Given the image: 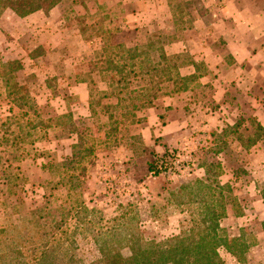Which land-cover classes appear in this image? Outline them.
Returning <instances> with one entry per match:
<instances>
[{"label":"rangeland","instance_id":"rangeland-1","mask_svg":"<svg viewBox=\"0 0 264 264\" xmlns=\"http://www.w3.org/2000/svg\"><path fill=\"white\" fill-rule=\"evenodd\" d=\"M119 1L65 0L48 2L26 18L10 10L0 14V202L5 204L0 225L12 222L19 231L38 224L45 234L63 218L71 235L64 246L76 248L87 264H103L91 239L96 234L104 240L118 234L122 243L138 232L156 241L178 234L198 208L193 195L188 201V191L180 189L189 185L193 192L195 179L216 180L224 186L222 199L216 184L209 194L207 188L194 193L218 210L224 205L221 230L245 264H264V132L256 117L241 98L238 107L226 108L193 101L197 105L185 106L181 116L164 107L176 89H191L186 98L178 96L186 103L200 98L199 80L179 78L178 69L187 76L196 61L199 75L207 70L200 49L205 36L185 30L196 12H208L209 0H166L182 13L164 14L150 28L132 33L119 19L125 10H141V2L124 8L122 0L110 14L109 5ZM221 3L214 0L212 6ZM92 24L94 32L82 36L81 28ZM90 34L98 37L89 41ZM158 38L154 51L161 47L166 61L155 74L172 72L174 83L159 85L151 78L161 52L129 59L132 54L113 49ZM102 40L110 42L111 65ZM198 53L202 59H194ZM152 95L157 98L149 105ZM258 98L264 102V95ZM168 117L185 121L180 130L166 127L172 137L163 141L158 135ZM28 119L43 125L30 129ZM163 156L170 159L168 169L154 177L148 164ZM81 203L92 212L74 211ZM219 255L225 264H240L225 249Z\"/></svg>","mask_w":264,"mask_h":264},{"label":"trees","instance_id":"trees-1","mask_svg":"<svg viewBox=\"0 0 264 264\" xmlns=\"http://www.w3.org/2000/svg\"><path fill=\"white\" fill-rule=\"evenodd\" d=\"M65 0H0V14L4 10H10L14 15L19 18H26L34 13H37L43 9L44 5L50 2L53 5H57ZM73 1V0H72ZM78 2V0H74ZM101 28V25H100ZM95 25H84L80 33L85 35L88 32H94ZM92 37H98L96 35H89L88 40ZM115 37H113V40ZM94 40V39H93ZM105 40L101 50L108 52L110 42L105 45ZM160 41L149 42L145 46H137L133 49L124 48L123 45H114L113 49L121 50L129 55V59H136L138 57H144L148 59L149 52H154V56L157 52H161L157 57L158 61H154L150 72H154L151 78L158 80L157 84H161L164 81L174 83V76L172 72H165L164 76L160 77L161 73L155 74L157 68L161 66V63L166 61V55L163 54V49L160 47L154 51V47L159 45ZM160 46V45H159ZM126 49V50H125ZM106 59H109V53H107ZM115 54L114 56L117 57ZM119 57V55H118ZM113 62L109 59V64ZM145 60H141L140 64H144ZM176 70L175 67H171ZM111 71L114 69L109 66ZM149 74V72H146ZM180 78V77H179ZM184 79H196L195 75L181 77ZM152 95L149 97L148 103L151 105L150 100H154L157 97ZM28 115V114H27ZM27 125L30 129H35L38 125L42 126L41 122H35L32 119L27 120ZM258 129L264 132L262 127L258 126ZM79 156H76V159ZM168 156H163L157 159L155 162L148 164L149 173L154 176H160L167 171ZM197 187L192 192L189 185L180 189L187 192L188 201H191L190 196L193 195L198 203V208L195 214H189L185 227L182 228L178 234L172 235L162 241L146 240L141 232L131 234L127 238L123 239L125 242H121L118 234H113L110 239L98 238L96 234L91 239L95 242L99 254L102 257L103 264H225L219 255L220 249H225L230 255H232L238 263L245 264L244 258L236 250V247H232L229 244V240L224 231L221 230L220 220L225 216L226 210L223 204H220V210H218L211 201H207L202 195L198 200V190H212L211 184H216L215 192L219 193L220 199L223 197L224 186L219 185L216 180L211 183L204 182L203 180L195 179L193 181ZM226 186V185H225ZM227 187V186H226ZM229 187H227L228 189ZM176 196V195H174ZM173 196V197H174ZM5 208V204L0 202V210ZM60 214L64 211L63 207L60 208ZM74 211L80 210L89 213L92 212L80 204L73 207ZM184 227V228H183ZM19 227H15L12 222L4 223L0 225V264H87L85 263L76 252L77 249L73 247L64 246V239L71 235L65 232V221L63 218L58 222H54L53 232L44 231L37 225H31V228H22L18 231ZM241 249L242 254L246 252V247L243 244L238 248ZM125 251V252H124Z\"/></svg>","mask_w":264,"mask_h":264},{"label":"crops","instance_id":"crops-1","mask_svg":"<svg viewBox=\"0 0 264 264\" xmlns=\"http://www.w3.org/2000/svg\"><path fill=\"white\" fill-rule=\"evenodd\" d=\"M213 1L209 0L204 6L209 8L208 12L204 11L200 14L196 12L197 16L192 19L190 28L185 30L194 33L197 37L205 36L201 38L204 44H200L202 45L200 49L204 50L206 55L204 61L207 63V70L203 75H199L197 62L194 61L189 65L192 72L186 74L195 75L199 80L200 98L188 99L192 103H186L183 97L179 100L178 96L186 98L191 89L188 91L176 89L171 93L174 96L168 97V102L164 104L165 111L181 116L184 114L185 106L190 108L197 103L202 106L221 105L225 108L234 103L238 107L237 103L241 98L256 117L254 119L256 125L264 129V102L258 98L264 95V0H222L221 8L215 4L212 6ZM120 2L123 1L109 5L110 14H115V7ZM139 2H141V10L137 12L125 10L124 17L119 19V23L126 25L123 26V30L137 32L139 29L150 28L164 14L176 18V14L178 16L182 13L176 12L166 0H124L123 5L125 8L127 5ZM192 14L194 15L195 12ZM186 42L187 36L184 34L183 41L179 40L178 44L183 46L187 44ZM200 54L198 53L194 59H202L203 55ZM178 75L185 77L180 73V69ZM82 85L85 84H76L78 87ZM203 95L207 96L201 97ZM158 114L162 116L160 112ZM184 121L185 119L179 121L168 117L167 123L165 122L162 127L163 132L158 137L163 141L169 140L172 136L165 134V128L180 130ZM192 124L195 125V122Z\"/></svg>","mask_w":264,"mask_h":264}]
</instances>
